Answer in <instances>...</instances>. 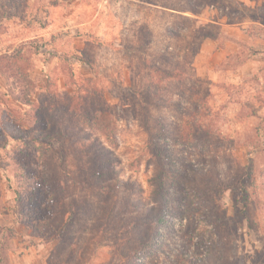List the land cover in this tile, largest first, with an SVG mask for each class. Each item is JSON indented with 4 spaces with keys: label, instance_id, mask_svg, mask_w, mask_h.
I'll list each match as a JSON object with an SVG mask.
<instances>
[{
    "label": "rangeland",
    "instance_id": "obj_1",
    "mask_svg": "<svg viewBox=\"0 0 264 264\" xmlns=\"http://www.w3.org/2000/svg\"><path fill=\"white\" fill-rule=\"evenodd\" d=\"M263 34L264 0H0V264H264Z\"/></svg>",
    "mask_w": 264,
    "mask_h": 264
},
{
    "label": "crops",
    "instance_id": "obj_2",
    "mask_svg": "<svg viewBox=\"0 0 264 264\" xmlns=\"http://www.w3.org/2000/svg\"><path fill=\"white\" fill-rule=\"evenodd\" d=\"M247 22V25H245ZM245 24H242L240 22L237 23H225L224 25V30L229 34L228 41H230V44L232 45V49L230 48H218L216 50L213 49V47H210L209 51H204L205 49H202L201 51L197 52V55L200 57L202 55L203 59H207V61L209 62V65H204V69L211 74V77H216L217 76V72H215L214 68H215V64H216V60L217 57L220 58V60H222L224 57H226L227 54H230V52H232V50L237 51L240 49V44L238 42V40H248V38H250V33L248 32V24L250 21H246ZM240 38V39H239ZM212 46L216 44V40L213 38L209 39ZM259 40L262 42V44L260 45V49L262 51H264V34L259 38ZM229 44V46H231ZM211 46V45H210ZM214 51V52H213ZM226 51V52H224ZM206 56V57H204ZM201 57V59H202ZM215 61V62H214ZM195 66H197L196 68L198 69V74H203L204 69L201 65L196 64ZM247 65L243 64V66L241 67L242 69L245 68ZM58 245V241H55L54 243L48 242V243H41L38 244V246L36 247H32V251L29 257V252L26 250L25 253L21 256L23 263H26L29 261H31V263L33 264H54L53 260L55 259V256L53 255V253L56 252V248ZM61 260V258H60ZM64 264V263H63ZM66 264V262H65Z\"/></svg>",
    "mask_w": 264,
    "mask_h": 264
},
{
    "label": "trees",
    "instance_id": "obj_3",
    "mask_svg": "<svg viewBox=\"0 0 264 264\" xmlns=\"http://www.w3.org/2000/svg\"><path fill=\"white\" fill-rule=\"evenodd\" d=\"M0 167H2V168H3V166H0ZM15 192H16V194H18L19 190L15 189Z\"/></svg>",
    "mask_w": 264,
    "mask_h": 264
}]
</instances>
